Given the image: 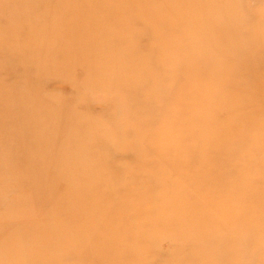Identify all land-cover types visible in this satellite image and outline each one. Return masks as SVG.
Here are the masks:
<instances>
[{
  "label": "rangeland",
  "instance_id": "1",
  "mask_svg": "<svg viewBox=\"0 0 264 264\" xmlns=\"http://www.w3.org/2000/svg\"><path fill=\"white\" fill-rule=\"evenodd\" d=\"M0 264H264V0H0Z\"/></svg>",
  "mask_w": 264,
  "mask_h": 264
},
{
  "label": "bare ground",
  "instance_id": "2",
  "mask_svg": "<svg viewBox=\"0 0 264 264\" xmlns=\"http://www.w3.org/2000/svg\"><path fill=\"white\" fill-rule=\"evenodd\" d=\"M52 160H53V159H52ZM54 167H55V166H54ZM61 169H62V168H61ZM58 170H59V169H58ZM55 171H56V170H55ZM59 172H60V170H59ZM65 172H67V170H66ZM78 172H79V171H78ZM54 173H55V172H54ZM68 174H69V173H68ZM68 174H67V175H68ZM55 175H56V174H55ZM62 176H63V175H62ZM67 178H68V177H67ZM82 178H83V177H82ZM76 179L78 180V178H76ZM53 180H54V179H53ZM56 181H57V179H56ZM56 181H55V182H56ZM83 181H84V180H83ZM39 183H40V182H39ZM53 183H54V182H53Z\"/></svg>",
  "mask_w": 264,
  "mask_h": 264
}]
</instances>
